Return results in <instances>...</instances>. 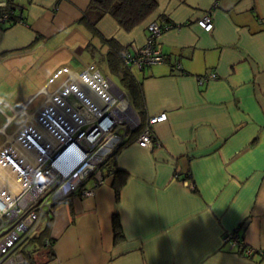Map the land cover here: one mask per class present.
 Instances as JSON below:
<instances>
[{
    "label": "crops",
    "instance_id": "1",
    "mask_svg": "<svg viewBox=\"0 0 264 264\" xmlns=\"http://www.w3.org/2000/svg\"><path fill=\"white\" fill-rule=\"evenodd\" d=\"M13 1L21 20L0 23V148L70 79L64 68L104 61L106 40L133 52L150 21L180 25L157 39L163 62L131 68L146 119L166 113L153 127L159 146L134 141L116 153V168L127 173L118 202L109 175L93 195L56 203L47 230L53 255L41 252L37 263L264 264V0H156L130 31L110 15L93 27L83 20L92 0ZM209 10L206 31L197 20ZM46 55L60 58L47 77ZM30 70L41 79L28 80ZM232 230L258 252L244 256L225 243Z\"/></svg>",
    "mask_w": 264,
    "mask_h": 264
},
{
    "label": "built area",
    "instance_id": "2",
    "mask_svg": "<svg viewBox=\"0 0 264 264\" xmlns=\"http://www.w3.org/2000/svg\"><path fill=\"white\" fill-rule=\"evenodd\" d=\"M5 3L6 0H3L0 6ZM6 18L7 14L0 15V23H5ZM197 24L206 31L212 30L214 22L210 10L197 20ZM179 26L150 21L146 28L144 45L134 48L133 52L124 56L125 64L129 69L141 70L163 62L166 57L158 46L157 39L163 31ZM64 69L70 78V70ZM86 72L93 74L94 78L108 88L110 79L104 78L93 65L87 66L81 74ZM214 76V73H210L206 78ZM198 81L202 82L203 78H198ZM67 84H71V79L53 92L55 96L66 100L62 105L55 106L46 94L44 103L32 113V119L23 122L11 139L3 142L0 148L1 160L7 167L13 166L18 178L23 181L21 190L15 197L7 200L0 197V264H24L20 245L27 237L36 233L43 216L52 213L56 203L73 194L93 195L94 188L104 183L101 164L122 143L128 130L141 125L140 118L125 93L119 89L135 115L132 123L127 122L126 127L117 126L120 122L107 125L106 110L101 114H87L86 119L80 118L81 109L84 107L81 100L72 90L67 94L61 92V89H66ZM70 96L77 99L83 107L77 109V102H71ZM165 119L164 112L148 117L135 142L148 149L158 147L159 141L153 135V127ZM15 140L20 141L24 148L34 154L36 163L33 166L24 163L18 154L11 151L12 142ZM175 177L178 178V175L175 174ZM89 182L91 185L86 186ZM189 188L193 189V186L189 185ZM223 241L244 256L258 252L247 246L236 230L226 232ZM46 243L49 245L48 239ZM259 253L264 255L262 251Z\"/></svg>",
    "mask_w": 264,
    "mask_h": 264
},
{
    "label": "trees",
    "instance_id": "3",
    "mask_svg": "<svg viewBox=\"0 0 264 264\" xmlns=\"http://www.w3.org/2000/svg\"><path fill=\"white\" fill-rule=\"evenodd\" d=\"M156 7V0H92L82 19L93 27L104 15H110L122 29L130 31L149 17ZM2 14H7L5 23H3L5 25H13L21 20V17L16 13V6L13 0H6L5 5L0 6V15ZM105 42L109 47L103 60L118 80L121 86L120 89L128 95L129 102L141 122L139 127L126 132V137L122 143L116 147L115 151L100 166L104 179L109 175L112 176L111 186L115 192L116 202H118L121 188L127 179V173L116 168L115 155L122 147L135 141L145 124L146 116L144 113L145 104L141 82L136 78L133 70L129 69L124 62V56L130 53L129 50L127 47L118 44L115 40H106ZM50 222L51 219L48 216L45 227L32 236L27 237L20 245V251L25 259L24 264H38L37 255L41 252H44L46 257L53 255L51 245L53 241L47 234ZM112 228L115 242L121 240L123 232L117 213L113 214ZM47 239L49 240V245L46 243Z\"/></svg>",
    "mask_w": 264,
    "mask_h": 264
},
{
    "label": "bare ground",
    "instance_id": "4",
    "mask_svg": "<svg viewBox=\"0 0 264 264\" xmlns=\"http://www.w3.org/2000/svg\"><path fill=\"white\" fill-rule=\"evenodd\" d=\"M70 74L71 84H67L66 89L64 91L61 89V92L67 94L72 90L77 98L81 100L84 107L81 109L80 118L86 119L85 115L87 114H101L106 110L105 121L107 125L122 121L132 123L135 120V115L122 93L115 86L118 93L111 88V81L108 83V88H105L100 81L94 78L93 74L86 72L82 75L81 72L72 70H70ZM47 98L55 106H60L62 102L66 101L63 97L55 96L53 92L49 93ZM64 113H66V109H64ZM28 114V119H32V114ZM9 139H11V136L8 137ZM11 147V151L18 154L23 162L30 167L36 163L34 154L24 148L20 141H13ZM22 184L23 181L18 178L16 169L13 166L7 167L0 158V197L4 200L15 197L21 190Z\"/></svg>",
    "mask_w": 264,
    "mask_h": 264
},
{
    "label": "rangeland",
    "instance_id": "5",
    "mask_svg": "<svg viewBox=\"0 0 264 264\" xmlns=\"http://www.w3.org/2000/svg\"><path fill=\"white\" fill-rule=\"evenodd\" d=\"M44 58V62H45V66H44V74H45V77H47V73H48V71L50 70V68L51 67H53V65L54 64H57L58 62H59V59L60 58H58V57H51L50 55H46L45 57H43ZM99 58H101L100 56L99 57H97L96 56V58H94L91 62H87V64H86V66H81V68H80V64L79 65H77L76 66V68H77V70L79 71V72H81L82 70H84L87 66H90V65H93L94 66V69L95 70H97L98 69V71L103 75V77L104 78H108V79H110V81H111V88L116 92V93H118V91H117V89L115 88V87H117V88H121V86H120V84H119V82H118V80L116 79V77H114V75H113V73H112V71L111 70H109V67H108V65H107V63L105 62V61H101V59H99ZM42 60V59H41ZM38 61L37 63H36V67H40V66H42V62L43 61ZM36 69V68H35ZM34 69V70H35ZM134 71H137V69H133ZM31 71H33V70H30L29 71V77H28V80H30V81H32V79H41V77H33L32 75L34 74L33 72H31ZM39 73V72H38ZM23 80H25V78L23 77L22 78ZM115 86V87H114ZM128 96V95H127ZM126 96V97H127ZM129 99V98H128ZM70 100H71V102H73V101H75V102H77V104H78V108L77 109H81L83 106H82V104L76 99L75 100V98L74 97H72V96H70ZM32 107H30L29 108V110L31 109ZM112 109V108H111ZM110 109V110H111ZM121 126V127H123V126H125L126 127V125H128V123L126 122V121H122V122H120L119 124H117V126ZM121 132H123V128H121ZM41 229V227H38L37 228V230H36V232L37 231H39Z\"/></svg>",
    "mask_w": 264,
    "mask_h": 264
},
{
    "label": "clouds",
    "instance_id": "6",
    "mask_svg": "<svg viewBox=\"0 0 264 264\" xmlns=\"http://www.w3.org/2000/svg\"><path fill=\"white\" fill-rule=\"evenodd\" d=\"M120 89V88H119ZM121 90V89H120ZM122 91V90H121ZM124 92V91H123Z\"/></svg>",
    "mask_w": 264,
    "mask_h": 264
},
{
    "label": "water",
    "instance_id": "7",
    "mask_svg": "<svg viewBox=\"0 0 264 264\" xmlns=\"http://www.w3.org/2000/svg\"><path fill=\"white\" fill-rule=\"evenodd\" d=\"M119 89V88H118ZM120 90V89H119ZM121 91V90H120Z\"/></svg>",
    "mask_w": 264,
    "mask_h": 264
}]
</instances>
